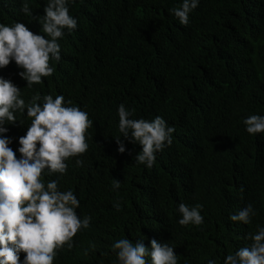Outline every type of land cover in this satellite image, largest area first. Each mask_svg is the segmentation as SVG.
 <instances>
[{
  "label": "trees",
  "instance_id": "1",
  "mask_svg": "<svg viewBox=\"0 0 264 264\" xmlns=\"http://www.w3.org/2000/svg\"><path fill=\"white\" fill-rule=\"evenodd\" d=\"M24 2L0 0V23L21 22L37 34L46 0H27L33 18L20 11ZM180 3L72 0L77 27L59 39L52 75L26 87L14 62L0 69L26 104L62 95L93 121L87 151L66 161L65 174L43 177L72 190L77 215L90 217L53 264H117L111 245L120 238L145 247L167 242L178 264H223L264 227V133L249 134L243 123L264 115V0H199L187 25L171 12ZM121 104L134 119L160 116L175 129L151 168L135 161L138 144L123 140L125 152L117 151ZM15 116L5 133L14 152L31 122L26 113ZM180 203L201 205L203 224L179 225ZM248 204L256 212L250 224L229 220Z\"/></svg>",
  "mask_w": 264,
  "mask_h": 264
},
{
  "label": "clouds",
  "instance_id": "2",
  "mask_svg": "<svg viewBox=\"0 0 264 264\" xmlns=\"http://www.w3.org/2000/svg\"><path fill=\"white\" fill-rule=\"evenodd\" d=\"M72 0H46L43 15L35 17L40 32L34 34L21 22L0 23V69L14 62L22 69L18 75L26 87L42 82L55 71L60 60L59 39L77 27V20L69 14ZM199 0H181L171 9L181 25L189 23V14ZM20 11L33 18L27 0ZM43 33V35L41 34ZM30 118L26 133L18 138L19 147L13 151L12 139L5 135L6 125L16 123V113ZM118 153L125 152L123 140L138 144L140 151L134 159L151 168L157 153L172 144L175 129L160 116L151 120L134 119L133 111L121 104L117 108ZM249 134L264 133V115H249L244 121ZM93 126L88 113L66 101L64 96H33L25 103L20 89L11 80L0 77V264H53L57 251L73 247V237L90 226V217H79V201L72 190L60 191L56 180L45 183L43 177L65 174L66 161L87 151L86 132ZM16 153H19L17 157ZM76 166L82 161L76 159ZM120 182L113 181L118 189ZM120 210L119 203L113 205ZM181 226H200L204 222L201 205L177 206ZM256 215L252 204L231 214L230 221L250 224ZM246 239L250 244L226 255L223 264H264V227ZM144 240L133 243L128 238L113 242L117 264H178L174 248L167 242L152 239L150 247ZM24 258L20 260V253ZM147 258V259H146ZM208 264H215L209 261Z\"/></svg>",
  "mask_w": 264,
  "mask_h": 264
}]
</instances>
